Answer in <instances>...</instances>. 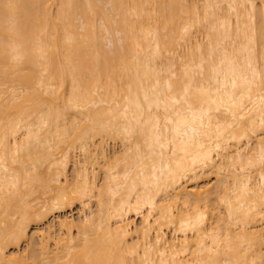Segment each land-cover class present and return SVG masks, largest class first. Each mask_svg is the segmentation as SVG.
<instances>
[{"label": "snow or ice", "instance_id": "snow-or-ice-1", "mask_svg": "<svg viewBox=\"0 0 264 264\" xmlns=\"http://www.w3.org/2000/svg\"><path fill=\"white\" fill-rule=\"evenodd\" d=\"M0 45V87L5 103L10 94L13 105L25 104L23 115L11 127L6 126L0 138V199L7 204L22 198L24 192L35 191V185L44 183L41 166L51 160L57 161V174L51 182L59 185L70 154L74 150L84 153L83 163L79 157L75 161V182L64 183L53 202L55 207H67L78 199L84 231L71 238L66 255L55 264H137L139 241L126 253L133 257L131 262L92 259L90 254L94 237L97 247L103 249L95 235V213L88 216L94 207L91 201L97 200L103 217L105 191L116 196L118 189L112 187V181L118 178L121 164L125 180L132 170L143 178L144 206L154 208V196L160 195L170 201L163 210L168 218L174 221L179 216L180 231L198 237L197 249L206 250L209 258L196 264H264V0L259 4L89 0L58 5L0 0ZM19 75L28 78L27 88L23 84L17 87ZM41 95L46 99H36ZM102 105L105 110L94 117L91 110ZM254 137L259 138L255 146ZM97 138L101 147L106 138L123 143V151L111 164L105 157L103 185L95 172L103 166L99 152L93 154L87 143ZM243 141L246 143H240ZM54 152L59 156H53ZM188 157L193 165L211 163L216 167L220 162L219 171L213 173L217 176L216 200L209 199L212 192L201 188V198L185 197L180 207L179 198L171 200L163 192L161 185L167 187L169 181L184 178ZM208 188L213 185L209 183ZM133 190L139 191L135 181ZM44 191L56 190L45 187ZM192 191L196 193V189ZM111 206L115 207L114 199ZM135 207L140 215L139 197ZM125 210L122 199L119 219L124 218ZM109 215L116 218L111 212ZM255 216L261 221L258 259L251 242L239 235L250 230ZM151 217L149 212V220ZM36 218L41 217L37 214ZM103 230L102 221L99 231ZM120 231L127 235V229ZM159 237L157 233L155 246L144 241L139 264H157L153 253L159 255V264H175L164 259L167 252L160 250ZM21 239L23 227L5 234L0 252ZM103 243L116 247L111 231ZM125 243L120 240L119 246L123 248ZM221 251L236 258L221 261ZM28 255L27 249L22 259L3 252L0 264H53L44 258L30 261Z\"/></svg>", "mask_w": 264, "mask_h": 264}, {"label": "bare ground", "instance_id": "bare-ground-1", "mask_svg": "<svg viewBox=\"0 0 264 264\" xmlns=\"http://www.w3.org/2000/svg\"><path fill=\"white\" fill-rule=\"evenodd\" d=\"M22 4H53L58 5L60 3H87L89 0H19ZM91 2L95 3L97 0H91ZM105 2H113L119 3L120 0H105ZM144 2H150V0H144ZM152 2H160V3H179L180 0H152ZM221 2H226V0H221ZM236 3H256L259 4L260 0H233ZM131 53L129 52V57ZM3 49L2 45H0V85L3 83ZM21 84L24 85L25 88L28 86V78L23 75H19L17 77V87ZM116 84L119 87V75L116 78ZM127 85V77H125V86L124 91L126 92ZM103 95L105 97L108 96L107 92H104ZM5 92L2 87H0V138L3 137L5 127H11L12 124L19 120L23 115V111L25 108V104L21 102L20 104L13 105L11 103V96H8V102L5 103ZM36 99H46L42 95L36 97ZM98 101L100 97L96 98ZM105 110V106H101V109H92V115L95 117L97 112L99 111L101 114ZM87 116V113H85ZM11 118V119H10ZM25 122L27 121V115L23 116ZM257 120V130H259V117L255 116ZM71 123V122H69ZM86 127H91L90 125H85ZM63 127V124H61ZM53 131L55 128L53 127ZM255 145L259 143V138L254 137ZM89 145L90 151L95 154L99 152V156L101 158V164L103 166L97 167L96 172V180L100 185L105 184V173L104 166L105 157H107V164H111L112 161L115 160L117 155L123 151V143L119 142L115 139L106 138L103 142V146H100V140L97 138L95 141L89 139L87 141ZM246 143V141L240 142ZM110 145L113 146V151L110 148ZM119 145V147H118ZM109 147V148H108ZM118 149H115V148ZM110 151H109V150ZM67 151V149H65ZM230 151H234L230 149ZM111 152V153H110ZM71 161L69 165L64 168L62 171L64 175L59 177L61 183L57 185L56 183H52V179L56 177L57 168L56 160H51L45 165L41 166V179L44 183L35 185V191H28L23 193L22 198H15L10 203H4L2 199H0V243H2L3 236L5 234H11L12 232H18L21 227H23V239L20 240L18 244H13L0 252V258H3V252H6L9 257L16 255L19 258H24V252L27 249L29 255L27 257L28 260H41L49 259L55 264L57 258H63L68 249V245L71 242V238L78 233L82 234L84 231L83 225V217L81 216V208L79 204V200L77 199L75 203H70L67 207L53 206V202L56 199V195L60 189L63 188L64 183L67 181L75 182L76 176L74 175V169L77 167L75 161L79 157L81 159V163H83L84 153L78 150H74L71 154ZM223 155V153H222ZM53 156H59V153L54 152ZM121 159L123 157L121 156ZM227 163V161H224ZM220 162L217 161L216 167H213L211 163L205 166L202 163H196L193 165L192 158L188 157L184 161V166L187 168V171L183 174L184 178H177L175 183L171 181L168 182L167 187L161 185L163 192L166 193L171 200H175L177 198L180 199V207H183V202L185 197H190L193 200L201 198L203 194L200 193V189L204 188L208 192H212L213 195L209 197L211 200H216L215 196V185L217 181V176L214 175V172L219 171ZM174 166V165H173ZM51 169V172H49ZM70 172V175H69ZM89 178L92 175V167L89 165L88 167ZM209 176H213L215 182L212 184L213 188L209 189ZM167 179V176H165ZM133 181L139 186V191L133 190ZM22 190H23V186ZM49 187L56 191L45 192L44 188ZM112 187L114 189H118L116 196L113 198L107 194L105 191L104 199L106 201L105 207L103 209V217H101L100 212L101 209L98 206L97 200H92L91 204L94 206L90 211H88V216H92L95 213L96 216V232L95 235L100 238L101 243L103 244V249L98 248L96 244L95 237L91 241L90 254L92 259L103 258L107 260H115L119 262L122 259H127L129 262L133 259V257L126 255L129 246H133L140 242V255L135 259L137 260V264H139L140 259L144 255V241L147 239L151 245H156L157 233H160V250L166 251L167 254L164 259L168 261H175V264H196L197 261H206L209 258V254L206 250L197 249V241L198 237L193 234V232L188 231L187 233L180 231L179 229V216L173 221L168 218V214L163 210L167 208L168 203L170 201H165L161 199L160 195L154 196L156 200V204L154 208H149L144 206L143 202L146 200L145 189L143 188V178L138 177L135 170L131 171V174L127 180L124 179V165L121 164L119 169V176L116 180L112 181ZM193 189H196V193H193ZM221 192H223V188L221 187ZM154 191V189H153ZM96 196H100L99 190L96 191ZM131 196L130 204L128 203V198ZM137 197L140 198L142 207L140 209L141 214L137 215L136 212V204ZM114 204L115 207L111 205ZM125 203L126 210L124 211V218L119 219V213L117 209L120 208L121 202ZM77 204L79 206V213L77 219H72L71 217L62 216L64 210L69 206H73ZM172 207L175 208L176 204L173 203ZM127 208H131L130 211ZM110 212L116 218H110ZM149 212L152 213V217L149 220ZM37 214L40 215V219H37ZM53 214H57L58 218L56 222L47 225L45 228L37 227L39 224H43L45 221H48V218ZM225 224H227V214L225 212ZM138 218L139 224H135L133 219ZM103 221L104 230L103 232L99 231V225ZM35 224L36 230L33 232V235L29 237V229L30 225ZM175 226H170V225ZM109 225L111 227H109ZM129 225H131L129 227ZM211 222L209 221L208 227L211 228ZM245 227L244 224L240 225V228L243 229ZM249 231L244 232L240 231L239 235L241 237H247L248 241L251 242L252 250L256 255V258L259 257L261 240L259 236V231L261 228V221L258 216L253 217L252 222L249 224ZM121 228H125L128 230L127 235L123 231H120ZM148 229V235L145 236V229ZM89 231H93V229H89ZM111 231L112 237L116 240V247L113 248L110 244L103 243L104 237ZM175 233V235H173ZM237 229L234 227L232 229L233 239L236 238ZM169 235V236H168ZM67 238V239H66ZM124 240L126 243L123 248L119 246V241ZM26 241V242H25ZM59 242V247H58ZM210 243V242H208ZM83 245L82 236H81V246ZM24 248L22 249V247ZM247 246V245H245ZM74 256H80V258L87 259V257L83 256L80 253H74ZM236 257L231 253H225L221 251L218 259L221 261ZM243 258V257H241ZM252 256L250 254L249 259ZM152 259L157 261L159 264V255L156 253L152 254Z\"/></svg>", "mask_w": 264, "mask_h": 264}, {"label": "rangeland", "instance_id": "rangeland-1", "mask_svg": "<svg viewBox=\"0 0 264 264\" xmlns=\"http://www.w3.org/2000/svg\"><path fill=\"white\" fill-rule=\"evenodd\" d=\"M109 149H111L113 151V146L110 145V148ZM115 149H118V148L116 147ZM69 175H70V172H69ZM208 178H209V180H208L209 183L213 184L215 182V179H214L213 176H209ZM78 213H79V206L77 204H75L73 206H69L68 208H66L64 210V213H62V216L71 217L72 219H77ZM58 218H60V217H58L57 214H53L51 217L48 218V221H45L43 224H39V225H40L41 228H45V227H47V225H50L51 223L56 222V220ZM133 222L135 224H139V219L138 218H135V219H133ZM35 230H36V225L35 224H31L30 225V229H29V237H30V235H33L32 233L35 232ZM23 248H24V246L22 247V249Z\"/></svg>", "mask_w": 264, "mask_h": 264}]
</instances>
